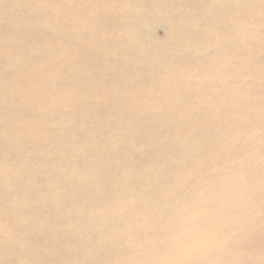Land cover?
<instances>
[{
    "label": "bare ground",
    "instance_id": "bare-ground-1",
    "mask_svg": "<svg viewBox=\"0 0 264 264\" xmlns=\"http://www.w3.org/2000/svg\"><path fill=\"white\" fill-rule=\"evenodd\" d=\"M0 264H264V0H0Z\"/></svg>",
    "mask_w": 264,
    "mask_h": 264
},
{
    "label": "rangeland",
    "instance_id": "rangeland-1",
    "mask_svg": "<svg viewBox=\"0 0 264 264\" xmlns=\"http://www.w3.org/2000/svg\"><path fill=\"white\" fill-rule=\"evenodd\" d=\"M156 34H157V36H161L162 35V31L161 30H157Z\"/></svg>",
    "mask_w": 264,
    "mask_h": 264
}]
</instances>
